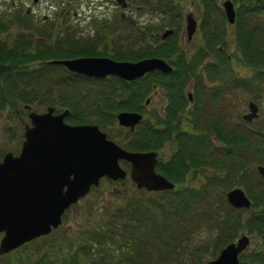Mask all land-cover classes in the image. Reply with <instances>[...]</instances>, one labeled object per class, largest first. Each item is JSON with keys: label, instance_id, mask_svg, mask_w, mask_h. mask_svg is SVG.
<instances>
[{"label": "trees", "instance_id": "obj_1", "mask_svg": "<svg viewBox=\"0 0 264 264\" xmlns=\"http://www.w3.org/2000/svg\"><path fill=\"white\" fill-rule=\"evenodd\" d=\"M250 1L253 0H233L234 4L235 2L240 4L238 9L235 6V22L241 23L236 31V42L246 59L253 63L255 68L262 70L264 69V43L259 40L260 36H256L258 34L255 23L247 17L244 18V15L245 11L260 14L264 10V0H259V3L255 0L253 1L255 4L242 11L241 7ZM129 2L138 9H152L155 17L150 19L151 23L146 20L144 25H137L139 29L134 26V23L138 24L139 21L129 17V23L134 28L128 31L122 25V29L127 32V41L128 38L132 39V34L136 36L130 44L136 46L132 48V51L122 50L117 46L109 55L99 50V47L108 46V42L114 46L113 37L109 39L96 32L92 36L87 35L77 39L69 36L67 29L59 30L56 36H52L55 29L54 23L47 20L37 23L30 11L22 8L20 4H15L12 8L0 9V110L10 106L19 111L20 101L23 102V107L30 106L44 92L41 90L43 85L39 83L42 82V76L46 70L60 66L68 71L62 64L48 62L54 58L95 54L107 55L115 59L134 60L152 55L163 57L173 66L170 72L154 70L134 80H125L116 75L106 77L111 79L112 83L108 88L99 90L98 97L96 96L93 101V107L98 113L95 115L98 124L116 121L118 111L132 110L139 105V98L143 96L146 88L156 82L163 86L173 106H176V102L181 107H168L163 117L155 113L153 126L148 128L139 126L130 134L131 137L125 140L124 146L133 150H158L165 140H170L174 144V151L170 155L171 161L163 165L162 160L158 159L156 168L175 185L166 190L150 191L141 188L147 192V198L144 194L140 197L129 196L123 204L102 214L98 223L93 225L87 223L82 230V241L76 243V246L66 255L55 248L57 238L53 236L62 224L10 252L19 251V258L29 252H37L38 256L29 258L28 264H189V259L195 256L198 259H195L193 264H203L214 257L222 246L234 240L241 228H246L249 232L259 234L261 244L250 254L244 255L242 251L239 254L238 264H264V176L253 177L248 173L246 160H243L240 153L245 151L244 146H237L235 154L238 159L234 160L235 157L232 154L231 158V155L224 152L215 150L214 153L211 146L210 150L204 147L201 149L199 144L195 147L198 141H203L202 138H197L201 134L189 135L187 131L177 128L176 124L172 123L175 118L178 120L176 113H180L183 117L185 96L182 88L189 77L195 76L196 65L204 59L208 51L222 53L220 45L214 47L216 40L222 34L217 21L205 8L200 21L203 45H198L196 53L188 57L182 52H177L175 43L167 42L173 36L174 25L181 21L183 16L179 0H128L127 4ZM202 2L208 6L205 0ZM207 2L211 3L212 0ZM163 27L173 28L172 33L164 39L157 31ZM12 28H15L13 32ZM152 39L159 41V44H154ZM30 62L35 64L29 65ZM145 80L148 83L146 87H144ZM54 84L53 81L45 85L46 88L57 87ZM49 105L56 107V102ZM64 109H68L66 116L69 117L70 108ZM70 118L74 123H92L87 122L88 120L83 119L82 116L75 115ZM146 121L147 119L142 120L141 124H145ZM156 123H162L163 127L157 126ZM203 124L204 121L199 120L198 126ZM195 125L197 127V122ZM210 130L205 137L209 138V134L214 133L228 146L237 145L240 136L219 127ZM195 150L197 153L194 152ZM205 168H211V173L206 174L198 185H191L188 179L192 180L196 174L200 173L199 170ZM233 177H238L239 181L233 182ZM235 183L243 187L251 199L249 207L252 206V210H249L246 215L243 211L248 210L249 207H234L226 199L227 190L234 187ZM201 217L213 223L205 231L209 234L206 238L196 237V233L202 231V228L198 227L201 224ZM143 224L147 225L145 229ZM210 239L213 241L209 244ZM40 240L43 242H39ZM69 241L72 243L73 240ZM39 244L40 246L37 247ZM204 252L207 255L205 260L199 257ZM6 255L7 253L2 254L0 258ZM0 264H9V262L4 263L0 260Z\"/></svg>", "mask_w": 264, "mask_h": 264}, {"label": "rangeland", "instance_id": "obj_2", "mask_svg": "<svg viewBox=\"0 0 264 264\" xmlns=\"http://www.w3.org/2000/svg\"><path fill=\"white\" fill-rule=\"evenodd\" d=\"M179 1V7L183 16L181 17V21L179 20L174 25L173 36L167 41L168 43H175L174 47L178 53L182 52L186 56L191 57L196 53V49L199 47L198 45H203L200 21L205 8L211 13V17L217 21L218 28L222 32L220 38L214 44V47H219L220 45L222 53L208 51L204 59L196 65L195 76L189 77L185 81L182 89L184 92L191 90L195 94L198 102L207 100L209 103L208 113L214 117L213 122L220 123L225 128L215 124L216 127L240 136L239 140H237V145H234L235 147L228 146L224 148L223 146L225 145L220 144L223 142L220 140L218 142L215 141L211 145L209 138L211 139L212 133L209 134V138L208 136L205 137L208 133H206L207 128L204 126L195 129L201 131L200 134L202 135H198L197 138H202L203 141H198L194 146L197 147L199 144L201 149L202 147L209 148L211 146V150L214 149V153L217 150V152H224V154H232L235 157L234 160L238 159L237 154H235V151L238 149L237 146H244L245 151L240 153L243 160H246V170L253 177L259 176L261 174L258 172L256 166L257 164H264V132L261 133V131H264V69L260 70L258 67L255 68L252 65L253 63L248 61L242 53V50L236 42V31H238L237 29L241 23H229L226 20L222 0H212L211 3L205 0L208 6H205L202 0ZM253 1L245 3L241 7V10L244 11L245 8L255 4ZM257 3H259V0H257ZM15 4H20L22 8L30 11V14L37 23H43L45 20L53 22L55 29L52 36H56L59 30L63 31L67 29L68 35L77 39H80L78 37H85L87 35L92 36L96 32L105 35L109 39L113 37L114 46L108 42V46L104 45L99 47V50L105 51L107 55L110 52L112 53L117 46L121 47L122 50L128 49L129 51H132V48L134 49V46H136L135 44L130 45L136 36L132 34V39L128 38L127 41V32L122 29L123 26L128 31H132L131 28H134L129 23V17L139 21L138 24L134 23L136 28H138L137 25L142 26L146 20L150 22V19H154L155 17L154 12L150 8L148 10L146 8H142L143 10L138 9L131 2L124 7L116 0H0V9L4 7L12 8ZM238 4L235 2L236 9H238ZM187 12H192L193 16L197 19V29L190 40L187 39L185 30L184 15ZM245 13L244 18L247 17L252 23H255L256 33L258 34L256 36H260L259 40L264 43V10L260 14L255 12L247 13L246 11ZM152 25L154 26L153 23ZM164 29L165 27L157 29L161 37ZM14 30L15 28L11 29L12 32ZM110 31L112 33H108ZM165 37H162V39ZM121 38H124V40H121ZM152 41L154 44H159V41H154V39ZM125 43L127 44L126 46ZM94 56H97V54ZM126 59L134 60L131 58ZM31 64L35 63L30 62L29 65ZM42 77V82L39 84H42L45 90L41 88L44 92L31 103L30 109L43 111L47 105L56 102V111H61L66 107L70 108V116L64 117L67 122L74 123L70 117L77 115L78 117L82 116L83 119H87V122L98 124L95 120L97 112L94 110L93 101L96 96L98 97L99 90L108 88L111 85V79H91L90 77L66 71L60 68V66L46 70ZM53 81L57 87L46 88L45 84L53 83ZM144 82V87H146L148 83L146 80ZM156 83L158 84V82ZM147 91H153V96L149 101V106L145 107L142 112L149 117V114L157 112L158 109L160 111L162 110L167 101V97L165 95L166 90L163 86L158 85L156 90L150 86L146 88L143 96L139 98L141 104H143L144 97L148 94ZM249 100H254L259 106V114L250 122L244 120L242 117V113L248 110ZM18 106L20 108L19 111H16V109L10 106L0 110V156L7 151L17 153L21 148L24 138V124L26 122L29 123L30 119L28 117L29 109L23 107V102L20 101ZM184 108L182 117L184 120L181 125L183 128H188L189 124L186 118L188 105ZM176 117L179 118L178 113H176ZM175 120L176 118L172 123ZM156 124L159 127H163L162 123ZM98 126L108 136L124 146L127 138L126 135L124 136L126 127H120L116 121L105 122L98 124ZM227 126L228 129H226ZM243 141L246 143L244 144ZM163 143L158 150L161 156L167 157L174 151V144L170 140H165ZM232 155L230 156L231 158ZM119 163L128 171L129 164L126 160L119 159ZM211 171V168L199 170L200 173L196 174L192 180L188 179V181L191 185L196 186ZM232 180L233 182H238L239 178L233 177ZM236 185L239 186L238 183H235L234 186ZM142 194L147 198V192L138 188L129 177V174L124 179L117 180H112L105 176L101 177L97 186L93 187L88 194L71 205L64 213L65 216L61 223L62 227L60 226L58 231L53 235L57 238L55 248L66 255L76 246V243L82 241V230L87 226V223H91V225L98 223L99 217L102 214H106L117 205L123 204L129 196L140 197ZM249 210H252V206L248 210H244L243 214L246 215L249 213ZM200 221L201 224L198 227H201L202 231H198L196 237L206 238L209 234L205 233V231L213 223L211 220L203 217H201ZM143 226L144 229L147 227L146 224H143ZM241 232H245L250 236L249 244L243 250L244 255L250 254L253 250L260 247L259 234L249 232L246 228H241L239 234ZM1 235L2 232H0V237ZM70 239L73 240L72 243H70ZM212 241L213 239H210L209 244ZM39 242L43 241L40 240ZM39 246L40 244L37 247ZM6 253L7 255L1 257L0 260L4 261V263L9 262V264H28L30 261L29 258L33 259L38 256L37 252H29V254H25L21 258L18 256L19 251H9V253ZM199 257L205 260L207 255L204 252ZM185 259H187V256H185ZM195 259H198L197 256L189 259L188 263L193 264Z\"/></svg>", "mask_w": 264, "mask_h": 264}, {"label": "water", "instance_id": "obj_3", "mask_svg": "<svg viewBox=\"0 0 264 264\" xmlns=\"http://www.w3.org/2000/svg\"><path fill=\"white\" fill-rule=\"evenodd\" d=\"M118 1L125 5V0ZM222 5L227 21L233 23V1L222 0ZM185 21L190 39L197 20L192 12H187ZM172 31V28L165 29L162 37ZM48 62L86 75L112 74L126 80L154 70L170 72L173 68L165 58L156 55L137 60L90 55L54 58ZM248 108L243 116L251 120L258 115V105L250 100ZM54 110L53 105H48L41 112L28 111L30 123H25L20 152L7 151L0 159V255L56 228L62 222L64 211L84 197L92 186L98 185L103 176L116 180L128 173L138 188L150 191L174 187V182L156 169V150L126 149L96 123H69L64 119L68 109L57 113ZM141 117L135 110H121L116 114L119 124L130 127ZM119 159L130 163L128 171ZM256 168L264 176V164H257ZM226 198L234 207L251 205L241 186L228 189ZM249 241L250 236L242 232L203 264H238L239 254Z\"/></svg>", "mask_w": 264, "mask_h": 264}, {"label": "flooded vegetation", "instance_id": "obj_4", "mask_svg": "<svg viewBox=\"0 0 264 264\" xmlns=\"http://www.w3.org/2000/svg\"><path fill=\"white\" fill-rule=\"evenodd\" d=\"M97 56H107V55H97ZM68 71H72V70H69L68 69ZM72 72H75V73H81V72H76V71H72ZM81 74H83V73H81ZM83 75H85L86 77H90V78H96V79H106V77H109L110 75H107V76H104V77H99V76H93V75H86V74H83ZM126 80V79H125ZM194 85V84H193ZM157 86H158V84H156V83H153V85H152V87H153V89L154 90H156V88H157ZM184 94V96H185V98H184V104H183V107H185L186 105H188V111H187V115H186V118H187V121H188V124H189V126H188V128H183L182 127V125H181V123L183 122V118L181 117V115H180V113H178L179 114V118H178V120L176 119L175 120V122L173 123V124H176V127L177 128H180V129H183V130H185V131H187V133L189 134V135H192V136H196L197 134H200L201 133V131H197V130H195V129H198V128H202V127H204L205 126V128H207V132H208V130L209 131H211L210 129H212V128H214V129H216V126H215V124H217V123H214L213 122V119H214V117L211 115V114H209L208 113V110H209V107H208V102H207V100H205L204 102H198L197 100H196V96H195V94L191 91V90H187V92H184L183 93ZM165 95H166V97H167V101H166V103L164 104V106H163V108H162V110L160 111L159 109L157 110V112H153L152 114H149L150 116L149 117H147L148 115H146V114H144L142 111L145 109V107H148L149 106V101H150V99H151V97L153 96V91H148V94L144 97V101H143V104H141L140 102H139V105L137 106V109H132V110H135V111H138V112H140L141 114H142V117H141V119L133 126V127H130V126H124V125H119L118 123V125L120 126V127H126V133L124 134V136L126 135V140H128L130 137H131V135L130 134H132L139 126L140 127H143V128H148V127H150V126H153V123L155 122V119H154V114L155 113H158V114H160V116L161 117H163V116H165L166 115V110H167V108L168 107H175V108H179V107H177V106H180V104H177L176 102H175V105L176 106H173L174 104H172V102H170L169 101V98H168V95L165 93ZM148 99V101H146ZM250 101V100H249ZM248 101V102H249ZM181 107V106H180ZM25 108L26 109H29V106H26L25 105ZM249 109V108H248ZM30 110V109H29ZM34 110V109H33ZM184 110H185V108H184ZM183 110V111H184ZM258 110H259V106H258ZM37 111V110H36ZM62 111V110H61ZM248 111V110H247ZM247 111H245V112H243L242 113V117H243V119L244 120H246L245 118H244V113H246ZM39 112H41V111H39ZM54 112L55 113H57V112H60V111H56V107H55V110H54ZM177 112V111H176ZM208 113V114H207ZM258 114H259V112H258ZM66 116V115H65ZM64 116V117H65ZM192 116V117H191ZM29 117V116H28ZM255 118V117H254ZM254 118H252L251 120H248V122H250V121H252ZM30 119V118H29ZM144 119H147V121H146V123L145 124H141V121L142 120H144ZM116 120V119H115ZM199 120H201V121H204V124L202 125V126H198V122H199ZM117 122V121H116ZM153 122V123H152ZM197 122V127H196V125H195V123ZM27 123V122H26ZM29 123H30V121H29ZM217 125H219V126H222L223 127V125H221L220 123H218ZM24 128H25V124H24ZM223 128H225V127H223ZM221 129V128H220ZM226 129H228V126L226 127ZM223 130V129H222ZM206 132V133H207ZM202 135V134H201ZM108 136V135H107ZM109 138H111L110 136H108ZM111 139H113V138H111ZM113 140H115V139H113ZM210 141V144L212 145L215 141H223V140H221L220 138H218L217 137V135L216 134H214V133H212V135H211V139H209ZM118 144H120L117 140H115ZM195 142H196V140H195ZM220 143V142H219ZM164 144V143H163ZM220 144H223V145H225V146H223L224 148L225 147H228V145H227V143L226 142H221ZM121 145V144H120ZM121 146H123V145H121ZM123 147H125V146H123ZM126 148V147H125ZM131 150H133V149H131ZM134 150H139V149H134ZM145 150H149V149H145ZM209 150H210V148H209ZM19 152H20V150H19ZM19 152H17L16 154H18ZM157 152H158V159H160V160H162V164L164 165V164H166V163H168V162H170L171 161V158H170V155L173 153H171V154H169L167 157H163V156H161V154L159 153V150H157ZM194 152H196L197 153V151L195 150ZM211 152V151H210ZM2 157H3V155L2 156H0V159H2ZM158 162V161H157ZM127 163L129 164V168H130V163L127 161ZM157 164V163H156ZM195 169H196V167H195ZM127 170V169H126ZM129 170V169H128ZM161 172V171H160ZM162 173V172H161ZM164 174V173H163ZM165 175V174H164ZM162 190H166V189H162Z\"/></svg>", "mask_w": 264, "mask_h": 264}]
</instances>
